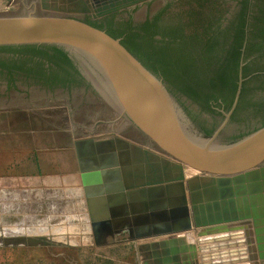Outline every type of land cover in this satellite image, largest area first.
I'll return each instance as SVG.
<instances>
[{
    "label": "water",
    "instance_id": "95a60500",
    "mask_svg": "<svg viewBox=\"0 0 264 264\" xmlns=\"http://www.w3.org/2000/svg\"><path fill=\"white\" fill-rule=\"evenodd\" d=\"M149 1L39 0L42 17L0 15V48L60 50L158 148L116 135L75 141L87 233L96 246L126 231L142 264H194L197 248L186 235L197 231L200 264H259L251 219L264 218V126L234 142L219 143L220 129L204 137L161 78L119 40L78 20H97ZM238 95L239 88L235 102ZM108 200L113 208L119 204L118 214L102 215L101 203ZM102 217H118L117 228Z\"/></svg>",
    "mask_w": 264,
    "mask_h": 264
},
{
    "label": "rangeland",
    "instance_id": "374dc122",
    "mask_svg": "<svg viewBox=\"0 0 264 264\" xmlns=\"http://www.w3.org/2000/svg\"><path fill=\"white\" fill-rule=\"evenodd\" d=\"M178 1L152 0L114 16L93 21L88 19L90 16H82L78 20L85 24L90 21L96 27L102 28H106L109 23L122 24L128 21L136 25L157 13L166 4H172L167 16L169 19L166 21L175 23L179 11L176 9ZM220 1L228 9L224 15L227 20L233 16L237 0ZM202 12L208 14L207 9ZM7 14L19 18L44 15L39 0H12L5 15ZM0 58L9 62V68L13 72L12 61H19L20 57L17 54H0ZM259 64L257 66L261 67L264 60ZM24 74L28 75L20 72L12 75L14 77L6 72L0 74V110L5 114H22L24 117L26 111L31 115L38 106L44 108L45 189H32L36 185L24 181V185L20 186L29 185V190L15 192L19 185L14 183L10 186L14 188L13 192L0 194V264H142L136 250L137 243L128 241L126 231L106 237L101 246L94 244L87 233L88 219L79 180L76 176L69 178V167L67 169L65 165H59L54 157L67 156V160H73V150L69 149L70 145L72 147L70 141H100L110 139L112 135L152 151L157 152L158 148L117 111L105 91L95 81L89 82L80 74L81 79L76 78L78 86L44 88L25 80ZM240 101L239 109L230 120L226 117L227 113L225 116L210 114L202 112L196 106H193V116L187 119L198 124L196 130L204 137H212L220 128L217 136L219 143L238 141L264 126V77L247 83V89ZM0 129L3 132L0 140L6 141L7 135L10 142L21 143V148L12 152L13 156L17 153L15 156H18L19 162L29 161L31 145L37 131L27 125L8 127V131H5L3 120ZM58 137L61 147H56L58 144L55 147L48 146L50 142L47 138ZM262 202L264 204V195ZM257 221L264 223V218L251 221L253 230ZM196 239L197 231L186 235L188 244L199 249L195 244ZM197 249L194 264H200ZM257 251L259 262V248Z\"/></svg>",
    "mask_w": 264,
    "mask_h": 264
},
{
    "label": "trees",
    "instance_id": "16d2710c",
    "mask_svg": "<svg viewBox=\"0 0 264 264\" xmlns=\"http://www.w3.org/2000/svg\"><path fill=\"white\" fill-rule=\"evenodd\" d=\"M219 1L179 0L175 23L166 21L173 7L166 4L136 25L130 21L109 23L106 28L90 21L87 24L119 40L131 56L174 93L209 112V103L223 106L227 112L234 103L239 79L243 81L240 101L247 83L264 77V64L257 66L264 60V0H237L233 16L227 20L224 15L228 9ZM206 9L208 14L202 12ZM0 54H17L19 61H12L16 70L35 65L34 74L42 76L40 84L44 87L79 85L78 72L58 49L4 47ZM43 61L55 68H42ZM9 67V62L0 58V72H10ZM27 73L33 74L31 69Z\"/></svg>",
    "mask_w": 264,
    "mask_h": 264
},
{
    "label": "crops",
    "instance_id": "0c3cea01",
    "mask_svg": "<svg viewBox=\"0 0 264 264\" xmlns=\"http://www.w3.org/2000/svg\"><path fill=\"white\" fill-rule=\"evenodd\" d=\"M12 0H0V15H5L7 11L9 10V2ZM29 108V106H28ZM32 108V107H31ZM44 108L43 107H37L36 112L31 113V115H28L27 111L26 114H23L24 117L21 116H13L12 114H5L4 111L0 110V127L2 125V120L4 122V130L8 131V127H15V126H22L27 125L28 127H32L36 133V137L33 138V144L31 145L32 152L31 157H28L29 161L26 160V163L19 162L17 153H13L15 149L21 148V143L17 141V143L10 142L8 140V136L6 135V141L0 140V194L7 195L8 191L13 192L14 188L10 187L13 186L14 183L18 184V191L15 192H22L25 190H29V185L25 187H21L20 185L23 184L24 181H26L27 184L31 182L32 184L36 185V187H31L32 189L35 188V190H44L45 188V143L46 138L44 136V124H45V115H44ZM23 112V111H22ZM20 113V112H19ZM30 113V112H29ZM24 121V122H23ZM31 129V128H30ZM13 130V129H12ZM39 130H41L39 132ZM13 132V131H12ZM33 133V132H32ZM31 133V134H32ZM0 134H3L2 129H0ZM3 137H0L2 139ZM58 138H47V141L50 142L48 146L50 147H61V141ZM72 144V147L70 145L69 149L72 148L74 158L73 160H67V156H59V158L54 157L57 162H59V165H65V168L69 169L67 170L69 178H73L78 174V164H77V158H76V152L74 148L75 141H70ZM40 143V144H39ZM68 148V146H66ZM13 149V151H11ZM40 149V150H39ZM29 155V154H28ZM13 156V157H12ZM17 160V161H16ZM16 161V162H14ZM72 166V167H71ZM24 185V184H23ZM30 188V189H31ZM25 189V190H24ZM22 194V193H21ZM114 201V200H113ZM112 203L111 200H108L107 202L101 203V213L107 214L110 216L112 213H119L118 212V206L119 204L114 205V208L111 207ZM116 206V208H115ZM121 206V203H120ZM113 208V209H112ZM102 221H109L110 225H108L111 228H117L118 224L115 223V221L119 220L118 217L115 218H101ZM260 220V219H258ZM260 223V225H259ZM264 223L262 221L256 223V228L254 231V238H255V244L256 248H259V264H264ZM252 229H254L252 227ZM258 252V251H257Z\"/></svg>",
    "mask_w": 264,
    "mask_h": 264
},
{
    "label": "flooded vegetation",
    "instance_id": "af4514ba",
    "mask_svg": "<svg viewBox=\"0 0 264 264\" xmlns=\"http://www.w3.org/2000/svg\"><path fill=\"white\" fill-rule=\"evenodd\" d=\"M152 1V0H151ZM147 3V2H146ZM135 9V8H134ZM125 11V10H124ZM121 12H123V11H121ZM121 12H118V13H121ZM118 13H115V14H112V15H109V16H107V17H110V16H114V15H117ZM156 14V13H155ZM155 14H153V15H150V16H148V17H152V16H154ZM84 19V18H83ZM88 19H90L91 21H93V19L90 17H88ZM230 19V18H229ZM145 20V19H144ZM226 22H223V24H225ZM44 62V61H43ZM45 67H50L51 69H54L55 67H54V65H50V64H48V63H43V67L42 68H44L45 69ZM27 69H31L32 70V72H33V74H28L27 73ZM14 71L13 72H11V70H10V72H7L6 70H4L3 72H0V74H2V73H7V74H9V75H14V74H16V73H26V74H28L27 76L24 74L23 76H24V79L25 80H29V81H31L33 84H37V85H39V86H41V87H44V86H42L40 83L43 81L42 79V76H40V75H35L34 74V71H36L37 69L35 68V65H32V64H27L26 66H23L22 68H21V70H16V69H13ZM76 70V69H75ZM25 71V72H24ZM79 75H80V73H78ZM12 77H14V76H12ZM81 77H82V75H81ZM82 78H84V77H82ZM242 80L241 79H239V82H238V88L241 90V84H242ZM166 86H167V89H168V91L170 92V94L174 97V99H175V101L180 105V107H181V109L183 110V112L186 114V116L187 117H189V116H193L192 114L194 113V108H193V106H196L197 108H199L202 112H207V113H210V114H218V115H220V116H225V113H227V116L226 117H229L228 119L230 120L234 115H235V113L237 112V110L239 109V105H240V102L241 101H239V95H238V98H237V100H236V102H235V99H236V96H235V99H234V102H235V105H234V103H233V105H232V107H231V109L229 110V111H227V112H225L224 110H223V106H217V104L216 103H209V105H210V109H211V111L212 112H209V111H207L206 109H203L202 107H200L199 105H197V104H195V103H193L192 101H190V100H188V99H186L185 97H183V96H181L180 94H178V93H174L171 89H170V87L166 84ZM240 86V87H239ZM44 88H47V87H44ZM238 90V89H237ZM237 93V92H236ZM239 94H240V92H239ZM241 100V99H240ZM219 103V102H218ZM192 125H193V127H195V129L196 128H198L197 127V123H195V121L193 122L192 121ZM220 129V128H219ZM138 130V129H137ZM204 130H206V129H204ZM139 131V130H138ZM140 132V131H139ZM43 190V189H42ZM0 222H2L1 221V218H0Z\"/></svg>",
    "mask_w": 264,
    "mask_h": 264
},
{
    "label": "bare ground",
    "instance_id": "6f19581e",
    "mask_svg": "<svg viewBox=\"0 0 264 264\" xmlns=\"http://www.w3.org/2000/svg\"><path fill=\"white\" fill-rule=\"evenodd\" d=\"M256 208H257V212H258V208H259V207L257 206ZM253 219H254V218L252 217L251 221H253ZM254 220H255V219H254ZM246 263H247V262L245 261L244 264H246ZM247 264H248V263H247Z\"/></svg>",
    "mask_w": 264,
    "mask_h": 264
}]
</instances>
